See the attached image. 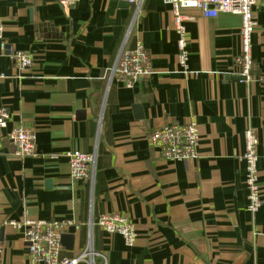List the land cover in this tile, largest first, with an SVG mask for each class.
Wrapping results in <instances>:
<instances>
[{"label": "crops", "instance_id": "1", "mask_svg": "<svg viewBox=\"0 0 264 264\" xmlns=\"http://www.w3.org/2000/svg\"><path fill=\"white\" fill-rule=\"evenodd\" d=\"M79 0L64 10L57 0H0L1 217L71 221L74 259L89 244L95 264H264V0L255 7L252 79L243 81L241 18L205 17L197 9L186 24L189 72L178 60L172 6L145 0ZM142 43L151 75L133 88L109 82L122 48ZM32 56L15 66L12 52ZM139 106L140 109H136ZM198 125V158L170 161L149 142L171 124ZM35 137L33 156L18 157L11 133ZM258 139L263 203L249 211L246 131ZM97 155L94 184L70 176L66 154ZM105 214L129 218L136 242L97 225ZM91 221L93 224L90 226ZM25 228L1 232L3 264H42L29 254ZM86 264V263H80Z\"/></svg>", "mask_w": 264, "mask_h": 264}, {"label": "built area", "instance_id": "2", "mask_svg": "<svg viewBox=\"0 0 264 264\" xmlns=\"http://www.w3.org/2000/svg\"><path fill=\"white\" fill-rule=\"evenodd\" d=\"M79 0H57L64 10L73 8ZM134 7L133 22L139 17L145 0H120ZM263 0H164L172 6L173 28L177 34L179 66L184 73L189 72L188 35L186 24L194 17L185 13L186 10L197 9L205 17L216 18L220 14H233L241 18V53L235 60L238 75L244 81L252 79L254 59L252 56V39L257 28L255 7ZM0 43L5 49L4 26L0 20ZM15 66L29 68L33 65L32 56L23 51L12 52ZM151 57L142 43H138L133 50L122 48L115 64L110 70L109 82H116L133 88L140 80L151 75ZM0 74V80L5 79ZM9 114L4 107H0V130L6 128ZM246 151L243 161L246 164V185L248 189L249 211L256 213L263 199L260 196V183L257 175L258 156L256 148L258 139L253 130L246 133ZM10 139L16 146L18 157L33 156L36 152L34 134L24 128L14 130ZM150 144L159 149L163 158L170 161H190L198 158L199 134L196 121L188 125L171 124L155 130L149 137ZM1 152V143H0ZM69 160L70 176L75 181L85 180L92 185L96 177L97 155L86 154L73 150L66 154ZM2 190L0 187V264L4 246L1 241V232L5 226L25 228L24 236L29 245L31 257L42 264H95L96 258L101 257L106 263V258L96 254L91 244L76 258L70 259L63 255L61 236L73 226L71 221H46L24 219L21 222L6 221L1 217ZM93 224L91 221L90 226ZM97 225L111 234H120L128 246L136 242L137 234L134 224L129 218L121 215L105 214L98 218ZM104 263V264H105Z\"/></svg>", "mask_w": 264, "mask_h": 264}, {"label": "water", "instance_id": "3", "mask_svg": "<svg viewBox=\"0 0 264 264\" xmlns=\"http://www.w3.org/2000/svg\"><path fill=\"white\" fill-rule=\"evenodd\" d=\"M136 109H140L139 106H136ZM74 236L73 235H69V234H63L61 236V245L62 247H64L66 250L71 251L74 247Z\"/></svg>", "mask_w": 264, "mask_h": 264}]
</instances>
